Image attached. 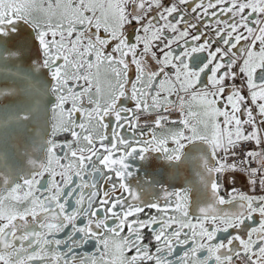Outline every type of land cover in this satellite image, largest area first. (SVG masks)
Returning a JSON list of instances; mask_svg holds the SVG:
<instances>
[{"label": "snow or ice", "instance_id": "1", "mask_svg": "<svg viewBox=\"0 0 264 264\" xmlns=\"http://www.w3.org/2000/svg\"><path fill=\"white\" fill-rule=\"evenodd\" d=\"M150 153L189 181L164 207ZM238 172L264 192V0H0V264H264Z\"/></svg>", "mask_w": 264, "mask_h": 264}, {"label": "flooded vegetation", "instance_id": "2", "mask_svg": "<svg viewBox=\"0 0 264 264\" xmlns=\"http://www.w3.org/2000/svg\"><path fill=\"white\" fill-rule=\"evenodd\" d=\"M129 31H131V29H129ZM126 106H129V103L126 102ZM67 107H70L67 106ZM172 116L176 117V119H178V114L173 113ZM78 120L80 119V117L77 115L76 117ZM142 120H144V124L143 125H151L149 122V120H151V118H147L142 117ZM53 123V119L52 116L50 115V130H51V124ZM144 131H147V127H145L143 129ZM128 136H131V133H126ZM56 141L58 143H64L66 139H71L70 134H61L58 135L56 138ZM172 145H170L171 147ZM57 152L59 153L60 150L57 149ZM129 163L131 164V171H133L134 176L132 178L129 179V184L130 186L136 190V191H140L141 195H142V199L147 203V202H158L160 203L161 207H164L166 204V201L164 199V195H165V191L167 192H182L185 188H187L188 185V180L185 179V173H181V171L179 170V172H175L176 175V179H169L170 174L174 173V170L171 169L167 164L164 163V161L162 160L160 154H156V153H150L148 155V159L145 161H140L139 159H131L129 161ZM140 169L139 172H136V169ZM145 174H148L149 176H151L152 174H155L156 176V180L158 181L157 183H154L153 187L148 190V191H144L143 189H139L137 188V183L138 180L137 178H139L140 180H142L145 176ZM78 182V181H77ZM98 188L101 191V194L103 192V190H106L108 188V184L105 183V181L103 180V178L100 179L99 184H98ZM246 192V194L249 195H260V194H264V192H261L260 190V186L258 188H256V192L254 193L252 191V186L248 187L247 189H244ZM87 191V190H85ZM221 195H223L226 199L228 198L223 190H221ZM172 200H174V197L171 198ZM225 208H230L231 206H224ZM190 214L191 213V208L189 209ZM171 214V213H170ZM101 216H103V212L100 213ZM161 215L160 213H158L156 211V209L154 208H148L145 207V210L143 213L140 214V218L141 219H147L149 216H159ZM195 215H199V214H195ZM134 219V217L132 218ZM259 221V217L257 216L255 218V220L251 223H253V225H257ZM110 224H112V226H114V222L110 221ZM156 228L159 227V225L154 226ZM127 233V229H125V235ZM222 235H226V234H222ZM151 237V233L148 230H145V242L147 243L149 241ZM151 248L153 251H155V242L152 241L151 243ZM75 251V255L76 258L82 259L86 256H90L92 254H94L96 252V244L95 241H89V243L87 245H85L83 248H77L74 250ZM133 253H128V255H132ZM176 254L178 255H182L183 254V248L178 247L176 249Z\"/></svg>", "mask_w": 264, "mask_h": 264}, {"label": "rangeland", "instance_id": "3", "mask_svg": "<svg viewBox=\"0 0 264 264\" xmlns=\"http://www.w3.org/2000/svg\"><path fill=\"white\" fill-rule=\"evenodd\" d=\"M170 118H172V115H171ZM149 121H152V120H149ZM144 122H145V121L141 119L140 123H141V124H144ZM231 176H232L231 179H227V180H226V186L229 187L231 190H233V188H235L236 190L240 191L241 189H238V186H240V183H239V182H235L237 187H234V186L231 184V183H233V182H231V181H232L233 179H235L236 176H234V173H231ZM238 177H239L238 181L240 180L241 183L245 182V178H244L245 175H244V174L239 173V176H238ZM258 179H259V178H258ZM235 180H236V179H235ZM242 180H244V181H242ZM243 184H244V183H243ZM247 184H248L249 187L251 186V184L249 183V179H248ZM259 186H260V185L257 184L256 187L258 188ZM241 191L244 192V193L246 192L245 190H241ZM227 194H228V193H227Z\"/></svg>", "mask_w": 264, "mask_h": 264}, {"label": "water", "instance_id": "4", "mask_svg": "<svg viewBox=\"0 0 264 264\" xmlns=\"http://www.w3.org/2000/svg\"><path fill=\"white\" fill-rule=\"evenodd\" d=\"M51 115V114H50ZM50 115H49V119H48V132H50ZM181 173H185L186 171L184 169H180ZM188 185H189V181H188ZM191 198H192V208H191V213L193 214H199L198 211H195V207H196V202H197V194L195 191H193L191 193ZM201 206H203V204L201 203Z\"/></svg>", "mask_w": 264, "mask_h": 264}, {"label": "built area", "instance_id": "5", "mask_svg": "<svg viewBox=\"0 0 264 264\" xmlns=\"http://www.w3.org/2000/svg\"><path fill=\"white\" fill-rule=\"evenodd\" d=\"M242 159H244V157L243 156H241V157H239V158H232V157H229V163H233V162H235V163H237V164H239V162H240V160H242ZM253 167H257V164L256 163H253V165H252ZM238 173H241V174H244L247 178H248V176H247V174L246 173H243V172H238ZM237 173H234V175H236ZM227 175V174H226ZM226 175L224 176V177H226ZM233 186H236V183H231Z\"/></svg>", "mask_w": 264, "mask_h": 264}, {"label": "bare ground", "instance_id": "6", "mask_svg": "<svg viewBox=\"0 0 264 264\" xmlns=\"http://www.w3.org/2000/svg\"><path fill=\"white\" fill-rule=\"evenodd\" d=\"M248 182V181H247ZM243 184V183H242Z\"/></svg>", "mask_w": 264, "mask_h": 264}]
</instances>
